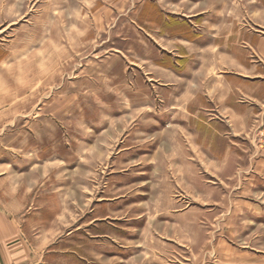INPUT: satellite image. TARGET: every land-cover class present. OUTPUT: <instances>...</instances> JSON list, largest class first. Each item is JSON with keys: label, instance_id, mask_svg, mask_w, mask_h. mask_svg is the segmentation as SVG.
Segmentation results:
<instances>
[{"label": "rangeland", "instance_id": "rangeland-1", "mask_svg": "<svg viewBox=\"0 0 264 264\" xmlns=\"http://www.w3.org/2000/svg\"><path fill=\"white\" fill-rule=\"evenodd\" d=\"M6 8L13 23L0 32V55L11 66L0 75L23 96L13 128L45 143L47 184L57 172L71 221L99 223L63 242L56 264H264V29L253 20L264 24V0H0ZM178 54L179 74L196 80L205 66L207 83L227 74L219 65L229 54L248 61L254 96L235 89L252 113L247 126L233 129L229 112L205 99L191 101L203 108L186 136L171 126L184 121L165 67ZM197 140L207 164L189 194L177 159L197 156ZM181 197L185 218L165 210ZM153 236L157 254L147 250Z\"/></svg>", "mask_w": 264, "mask_h": 264}, {"label": "crops", "instance_id": "crops-1", "mask_svg": "<svg viewBox=\"0 0 264 264\" xmlns=\"http://www.w3.org/2000/svg\"><path fill=\"white\" fill-rule=\"evenodd\" d=\"M262 14L264 15V13ZM262 14L261 19L264 20ZM244 17H246V20L251 18L248 13L245 16L243 15ZM258 18L254 16L253 20H256L254 23L264 29V24L259 23ZM231 19L237 20V17L232 15ZM11 23H13L12 14L6 8L5 11L0 12V32L7 29ZM236 24L238 25V23ZM251 28L247 27L246 29L251 30ZM188 41L190 42V40ZM244 42L246 44L244 45L245 48L251 46L252 48L261 49L258 44L253 46L249 39H245ZM0 48V50H5L2 47ZM222 49L219 45L214 48L215 66L217 68L216 53L218 51L222 52ZM184 56L178 54L176 57L174 56L176 58L174 62L164 65L172 72L171 84L174 85L173 89L179 88L176 96L180 98L181 103L176 106L175 113L182 115L184 118L182 125L171 124V126L177 128V131L181 129V136H186V131L190 132L191 121L194 124L195 118H197L195 113H200L203 108L201 106L197 111L191 110V101L195 99L199 101L202 99L210 100L217 107L221 106L225 111H228L229 114H226L225 118L233 126V129H237L238 123L247 126L248 115H252V113L248 112L245 101L238 102L236 97L239 92L237 93L235 89L240 90L241 94L245 96H254L252 91L247 90L248 85L246 83L248 79H245V77L247 78L248 75L243 73V70L247 71L250 67L248 61L243 62L237 56L229 54V57L225 59L226 63L219 65L227 74L216 75L212 78L213 81L207 83L205 66L204 73H201V67L198 68L196 80L185 79L183 74L186 69H181L182 75L179 74L177 65L180 62L183 63L182 66L186 65L184 63L186 56ZM251 63L252 61H250ZM159 64L163 65L161 62ZM8 66H11V61L7 59V55L3 51L0 55V70L7 69ZM228 73H233L235 76ZM10 78H12L11 75L7 73L0 75V85H2L0 86V264H56L57 251L65 248L62 245L63 242L72 239L75 232L83 225L92 226L93 228L94 226L91 224L99 226V223H95L93 220L86 223L79 221V219L71 221L72 213L70 211L74 209H71L70 204L66 202L63 207L61 198L57 193V172L52 173L55 182L47 184L50 173L46 172L45 143L40 142L39 138L31 141L28 132L26 134L23 129L13 128L19 118V114L15 113L13 101L15 99L21 100L23 96L22 94L15 95L11 87L8 90L7 84L12 83ZM184 112L187 114H183ZM198 121L202 122L203 120L198 117ZM195 146L199 151L197 156L183 155L177 159L182 166L178 167L176 171L180 173L181 181L186 184L183 183L181 186L185 185L184 189L189 194L191 191H193V194L195 192V188L190 189L189 187L194 175L197 174L199 177L200 172L205 171L207 164L205 145L197 140ZM216 159L215 157L212 158L214 161ZM199 190L197 193L200 196ZM183 198L176 199L174 202H170L173 201L170 200L167 202L165 210L182 212L181 215L184 218L188 217L189 204ZM152 199H149L151 204L153 203ZM155 202L157 203V200ZM66 204L70 207L65 206ZM183 224L188 228L196 225L195 221L190 223L187 220ZM156 227H158V224H156ZM105 235L106 232H102V236ZM148 240V252L157 254L158 237H149ZM69 252L77 253V250L70 245Z\"/></svg>", "mask_w": 264, "mask_h": 264}, {"label": "bare ground", "instance_id": "bare-ground-1", "mask_svg": "<svg viewBox=\"0 0 264 264\" xmlns=\"http://www.w3.org/2000/svg\"><path fill=\"white\" fill-rule=\"evenodd\" d=\"M54 31H56V30H54ZM39 42V41H38ZM43 50V49H42ZM41 57V56H40ZM45 57V56H44ZM49 59V58H48ZM39 60V59H38ZM42 60V59H41ZM38 66V65H37ZM44 69V68H43ZM23 76V75H22ZM23 80H24V77H23ZM29 82V81H28ZM39 83V82H38Z\"/></svg>", "mask_w": 264, "mask_h": 264}]
</instances>
